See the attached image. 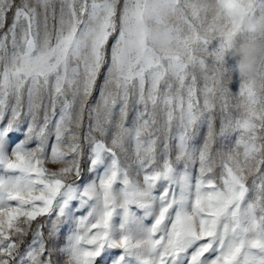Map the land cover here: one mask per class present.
I'll return each mask as SVG.
<instances>
[{
  "label": "snow or ice",
  "instance_id": "6c2138e0",
  "mask_svg": "<svg viewBox=\"0 0 264 264\" xmlns=\"http://www.w3.org/2000/svg\"><path fill=\"white\" fill-rule=\"evenodd\" d=\"M249 11L0 0V264H264V88L225 68Z\"/></svg>",
  "mask_w": 264,
  "mask_h": 264
},
{
  "label": "clouds",
  "instance_id": "9594fccd",
  "mask_svg": "<svg viewBox=\"0 0 264 264\" xmlns=\"http://www.w3.org/2000/svg\"><path fill=\"white\" fill-rule=\"evenodd\" d=\"M230 22L233 38L226 55L235 59L232 71L258 89L264 88V13L244 12Z\"/></svg>",
  "mask_w": 264,
  "mask_h": 264
},
{
  "label": "rangeland",
  "instance_id": "374dc122",
  "mask_svg": "<svg viewBox=\"0 0 264 264\" xmlns=\"http://www.w3.org/2000/svg\"><path fill=\"white\" fill-rule=\"evenodd\" d=\"M10 23H11V14L9 15V18H8L6 24H5V29L0 30V34H2L3 31H6L8 25H9ZM214 43H216V42H214ZM234 64H235V59H234V58H230V57H228V56L226 55V56H225V68L227 69V73H226V74H227V75H229V74L231 75V79H230V81H229V82L226 81V84L228 85V87L231 89L232 92H237V91H238V87H239V80H240V77H239V74H238L237 72L232 71V66H233ZM106 70H107V67H106V66H105L104 68H102V70H101V75L98 77V80H97V88H96V90L93 92V97L91 98V102H93V103L95 102V100H96V99L98 98V96H99V85L103 83L104 73L106 72ZM201 86H202V82H201ZM237 102H238V101H237L235 98H233V99L231 100V104H235V103H237ZM57 111H58V109H57ZM232 111H233V113H234V115H235V114H236V113H235V109H232ZM133 115H134V113H130L129 120H128V124H129V125L131 124V120H132V116H133ZM87 124H88V120H87V117H86V118H85V127H84L83 131H86V130H87ZM24 127H26V125H25ZM217 127H218V124H217ZM113 130H114V129H113ZM205 131H206V128H205V129H202V130H201V134H200V136L197 137L196 143H197L198 145L202 143V141H203V135H204V132H205ZM18 138H22V137H20V134H19V133L15 134V135L13 136V139H14V140H15V139H18ZM109 139H110V137H109ZM232 139H233V142H234V140H235V136H233ZM53 141H54V137H51V138H50V141H49V151H50L51 143H52ZM30 146H34V143H33L32 145H30ZM87 151H88L87 148H85V157H84L83 164H82L83 169H84V172H83V180L80 181L81 183H83V182L86 181V180H90V179L94 178V175H95L94 173H90V172L88 171V169H89V164H88V160H87ZM130 151H131V149H130ZM48 167H50V168H55V167H57V166H56V165L49 164ZM82 214H86V212H85V213H82ZM117 222H118V220H117ZM31 239H32V237H31V234H30V235L28 236V238H27V241H26L25 246L22 247V249H21V252H22V253L26 251L27 242H30ZM65 243H66L65 232H64V230H61V232H60V234H59L58 241H57V247H58V248H59V247H63V246L65 245ZM115 254H118V252L115 253ZM54 258L62 261V260L64 259V256H63V254H61V253L58 252ZM107 264H110V258H109Z\"/></svg>",
  "mask_w": 264,
  "mask_h": 264
}]
</instances>
